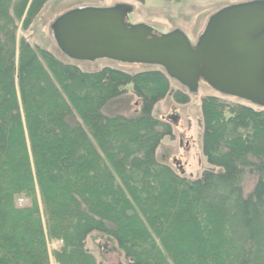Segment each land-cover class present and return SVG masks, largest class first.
<instances>
[{"label": "trees", "instance_id": "trees-1", "mask_svg": "<svg viewBox=\"0 0 264 264\" xmlns=\"http://www.w3.org/2000/svg\"><path fill=\"white\" fill-rule=\"evenodd\" d=\"M48 1L0 0V264H51L50 255L98 264L92 232L127 264H264V107L203 95L212 169L181 175L156 158L173 136L153 115L171 78L156 68L85 71L18 40ZM130 92L133 112L114 111L110 102ZM53 240L61 244L49 253Z\"/></svg>", "mask_w": 264, "mask_h": 264}, {"label": "water", "instance_id": "water-1", "mask_svg": "<svg viewBox=\"0 0 264 264\" xmlns=\"http://www.w3.org/2000/svg\"><path fill=\"white\" fill-rule=\"evenodd\" d=\"M132 9L118 3L66 11L51 26L56 44L77 60L158 66L189 91L205 82L221 94L264 104V0L219 9L195 42L181 29L156 33L130 22Z\"/></svg>", "mask_w": 264, "mask_h": 264}, {"label": "rangeland", "instance_id": "rangeland-1", "mask_svg": "<svg viewBox=\"0 0 264 264\" xmlns=\"http://www.w3.org/2000/svg\"><path fill=\"white\" fill-rule=\"evenodd\" d=\"M144 1L50 0L45 4L29 29L23 31L20 27L18 28L17 39L19 40L22 36L26 37L31 43H35L52 52L60 60L76 64L85 71L97 70L105 66L122 69L129 73L147 68L160 69L158 66L139 63H121L105 58L94 60L74 59L60 50L54 39L51 26L57 16L71 9L87 6H113L122 2H131L134 5V10L130 13V16L134 22L149 25L156 33L168 32L176 28L181 29L194 42L203 31L209 17L219 9L227 5L249 2L251 0H162L161 6L159 4L156 6L153 5V1L161 0H147L146 3ZM130 16L128 18L129 20ZM170 82L172 90L178 89L185 91L190 95V99L186 104H177L173 101L171 97L172 90H170V94L154 106L153 115L163 120L168 119L167 121L170 122L173 133L172 137H164L162 139L156 150V158L158 161L170 165L179 174L196 178L201 175L203 170L212 169L202 153L200 98L203 95L211 94L225 97L228 100L247 103L254 107L256 105L221 94L205 82H201L194 93H190L186 87L174 79H171ZM127 88L131 90V86H127ZM128 96L132 97L134 100L133 105L135 106L137 99L130 92L128 95L121 96L110 102L114 111H120L123 114H131L133 112L134 107H130V104L126 100ZM132 99H130L131 102ZM261 107L263 108L264 104ZM105 108L104 111L106 112ZM173 115H175L174 119L171 118ZM252 185L253 179L250 177L247 178L244 182V191L247 193ZM56 245L52 248L48 244L49 253L57 248ZM87 249L95 256L98 264H127L123 253L118 250L119 248H117L116 244L100 233L92 232L89 235ZM50 263L56 264L52 255H50Z\"/></svg>", "mask_w": 264, "mask_h": 264}, {"label": "crops", "instance_id": "crops-1", "mask_svg": "<svg viewBox=\"0 0 264 264\" xmlns=\"http://www.w3.org/2000/svg\"><path fill=\"white\" fill-rule=\"evenodd\" d=\"M189 1V0H188ZM145 3L147 2V0H145L144 1ZM144 2H142V3H144ZM161 2H162V0L161 1H153V5H157V4H159V6H161ZM122 3H127V2H122ZM127 4H130V5H133L131 2L130 3H127ZM134 6V5H133ZM133 10H134V8H133ZM132 10V11H133ZM133 18H131V16H130V22H132V23H137V22H134L133 20H132ZM199 36V35H198ZM189 37V39L193 42V40H192V38L190 37V36H188ZM198 38V37H197ZM197 38L195 39V41L197 40ZM194 41V42H195ZM57 244V241L56 240H53V241H51V242H49V245H51L52 246V248L53 247H55V245ZM56 247H58V244L56 245Z\"/></svg>", "mask_w": 264, "mask_h": 264}, {"label": "built area", "instance_id": "built-area-1", "mask_svg": "<svg viewBox=\"0 0 264 264\" xmlns=\"http://www.w3.org/2000/svg\"><path fill=\"white\" fill-rule=\"evenodd\" d=\"M20 201H23L22 199H20ZM57 243L59 244V243H61V241L59 240V241H57Z\"/></svg>", "mask_w": 264, "mask_h": 264}, {"label": "flooded vegetation", "instance_id": "flooded-vegetation-1", "mask_svg": "<svg viewBox=\"0 0 264 264\" xmlns=\"http://www.w3.org/2000/svg\"><path fill=\"white\" fill-rule=\"evenodd\" d=\"M142 3V2H141ZM132 8H134V6L132 5ZM133 10V9H132Z\"/></svg>", "mask_w": 264, "mask_h": 264}]
</instances>
